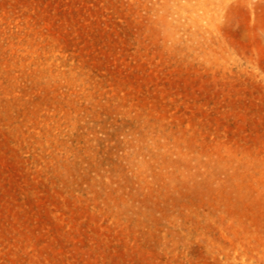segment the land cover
<instances>
[{"label":"rangeland","instance_id":"obj_1","mask_svg":"<svg viewBox=\"0 0 264 264\" xmlns=\"http://www.w3.org/2000/svg\"><path fill=\"white\" fill-rule=\"evenodd\" d=\"M0 264H264V0H0Z\"/></svg>","mask_w":264,"mask_h":264}]
</instances>
